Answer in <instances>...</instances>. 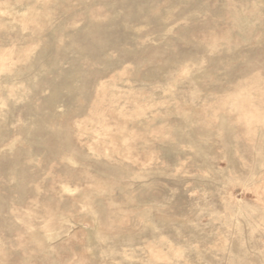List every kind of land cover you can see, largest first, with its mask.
<instances>
[{"label":"rangeland","instance_id":"1","mask_svg":"<svg viewBox=\"0 0 264 264\" xmlns=\"http://www.w3.org/2000/svg\"><path fill=\"white\" fill-rule=\"evenodd\" d=\"M0 264H264V0H0Z\"/></svg>","mask_w":264,"mask_h":264}]
</instances>
